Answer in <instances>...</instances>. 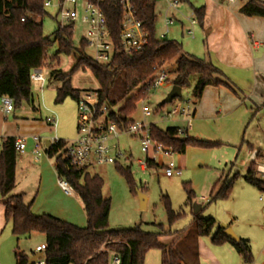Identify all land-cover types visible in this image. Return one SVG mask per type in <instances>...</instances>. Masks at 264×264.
I'll return each instance as SVG.
<instances>
[{"label": "trees", "instance_id": "obj_1", "mask_svg": "<svg viewBox=\"0 0 264 264\" xmlns=\"http://www.w3.org/2000/svg\"><path fill=\"white\" fill-rule=\"evenodd\" d=\"M182 2V0H179ZM226 3L228 0H220ZM240 13L247 17L264 18V2L259 0H240ZM45 0H0V97L9 96L14 100L15 109L23 102L33 104L31 73L36 68H42L47 52L56 44L57 49L52 56L56 61L60 55L70 56L76 50L79 56L76 63L67 73L52 70L49 80L60 82L56 90V104L67 99L78 101L83 94L72 87V76L79 70H90L99 84L96 92L97 108L107 109L124 101L116 112H108L107 121L115 123L119 130H125L134 123L131 116L136 112L137 103L146 100L151 92L150 86L155 69L170 61H175L173 71L174 86L184 89L190 83L192 76H197L193 89V98L199 101L203 91L208 86H225L235 92L233 85L224 74L212 63L197 59L183 53L182 45L176 41L162 39L157 36L155 12L158 0H134L136 14L147 32V44L142 50L130 55L119 54L108 65L96 63L86 54L87 44L82 41L79 49L73 45V35L68 28L58 29L53 39L45 37L42 23L47 15ZM103 10L108 21V27L115 43L120 42V29L123 11L117 0H105ZM198 24H202L205 8L193 9ZM221 78L225 79L221 80ZM120 88L117 94L113 88L117 80ZM227 81V82H226ZM136 91L135 94H132ZM118 97V101L115 98ZM163 107V106H160ZM152 138L166 149L185 154L187 147L193 146L210 149L218 143L192 138L189 135L180 136L177 128L161 129L151 125ZM15 137L4 138L0 152V196L5 207V221L11 225L12 234L17 238L32 234H42L46 238L44 251L45 264H111L114 255L119 256L120 264H145L147 254L152 250L161 251V264H198L199 254L196 242L202 237H211L215 246L231 245L243 262L252 264L254 259L248 240L240 242L230 240L222 228L214 231L216 221L213 218H202L200 211L194 213L195 230L189 242H181L179 238L171 246L164 245L160 238L173 236L177 232L164 230L151 233L142 230L141 226L132 229H111L109 215L111 200L103 195L104 180L99 175L88 173L87 166L70 167L64 160V141L52 145L46 151L49 158L56 157L55 166L59 180H64L78 195L84 205L87 225L80 228L51 215H34L32 204L25 203L24 195L13 194L16 186V164L18 153L15 149ZM257 158L264 157L260 151ZM118 164V163H117ZM159 165L148 161V168ZM119 171L132 184L129 171L119 168ZM245 181L264 193V181L258 176L256 166L250 164ZM233 180L223 182L220 190L213 198L227 199L233 187ZM188 187V200L193 191ZM144 193L143 191H141ZM170 227L183 218L184 214L175 213L170 203L166 205ZM35 255V254H34ZM16 264H28L29 257L16 251Z\"/></svg>", "mask_w": 264, "mask_h": 264}, {"label": "rangeland", "instance_id": "obj_2", "mask_svg": "<svg viewBox=\"0 0 264 264\" xmlns=\"http://www.w3.org/2000/svg\"><path fill=\"white\" fill-rule=\"evenodd\" d=\"M199 1L182 0L179 4L178 11L181 14L177 16L178 19H182L183 15L192 14ZM52 2L53 6L46 9L47 15L43 19H36L37 23H42L44 36L51 39H53V34L59 26L55 10L57 0H52ZM157 3L155 8L158 18L156 33L160 37L165 28L164 17L168 3L161 0H158ZM81 15L80 12V17ZM200 32V27L197 26L195 38L192 39L183 34L180 25L176 24L170 28L166 40L176 41L182 45L184 51H188L187 49L202 50L203 40ZM86 36V26L82 24L81 20L77 21L72 39L76 49L80 48L82 40ZM56 49L57 45L55 44L47 52L43 62L42 67L45 68V73L49 75L48 78L52 70H60L62 73L69 72L79 56L78 51L75 50L70 56L60 55L56 61H52ZM86 54L90 57L94 55L93 51L88 48ZM201 60L205 61L206 59L202 58ZM213 65L228 76L222 66ZM164 67L169 73V81L158 89H152L149 97L143 103H137L136 112L131 116L134 122L156 125L161 129L186 125L179 119H164L162 116L166 114L173 103L183 105L187 101L195 102L193 89L198 77L192 76L190 78L189 85L182 89L181 98L160 107V103L165 100L174 87L172 82L175 78L173 71L176 69V63L170 61L164 64ZM228 79L230 81L244 80L245 82H240L238 87H241L246 94L257 95L261 93V88L256 86V80L253 78ZM221 80L225 81L223 78ZM59 87L60 82L49 80L43 90L42 100L39 85L33 84V104L23 102L21 107L15 109L7 120H4L0 113V152L2 138L23 137L28 140V146L32 145L31 138L33 136L40 137L42 141L57 138L68 144L77 140L79 136L77 102L67 99L61 104H56V90ZM72 87L82 93L95 94L99 90V84L90 70L76 72L72 76ZM119 88L120 80L118 79L113 88V93L117 94ZM135 93L136 91L132 94ZM115 100L118 101V97ZM239 100L242 106L236 111L235 116H223L219 120L203 123L192 121L191 137L196 136L201 140L215 142L219 144L218 146L210 149L189 146L185 154L175 153L172 158L159 157L157 161L159 167L156 168L145 170L141 168L140 161H144L146 155L142 152L140 138L122 133L117 140L110 142L123 153L129 154V159H121L118 164L114 165L99 166L92 164L87 168L88 173L99 175L104 180L103 195L111 200L110 228L117 230L141 226L142 230L146 232L158 233L161 225L166 231L171 229L173 232H177L181 242H189L196 225L193 221V215L198 213L196 212L197 208H199L198 211L202 208L200 211L202 218H213L216 221L215 232L224 225L233 230L239 239H249L251 254L254 259L252 264H264V256L261 252L264 248L263 203L259 201L260 196L263 195L264 197V194L245 181L247 170L251 164L250 153L260 151L264 155V137L261 134L262 125L257 117L258 108L249 104L250 101L244 104L242 95H240ZM123 102L118 101L116 106L108 109V112L118 111ZM143 106H146L148 111L144 112ZM53 114L57 118L56 128H52L47 122V118ZM22 156V154H18L19 158ZM47 158L50 162L57 163L56 157L43 156L41 159ZM169 161H173L181 168V175L166 176V169L162 166ZM119 168L129 171L132 184L128 183L127 178L119 171ZM25 175L26 178L30 177L27 176V173ZM226 180H233L234 182L229 197L213 200ZM186 184H189L193 191L190 201L188 200L189 188L185 186ZM25 188L33 198H36L39 191L38 180L34 179L29 182L27 179ZM141 191L147 197V204L145 202L142 209L138 195V192ZM48 199L54 201L53 212L55 214L59 212L60 203H65L75 210V207L72 206L71 197L61 196L55 191H41L39 193V201ZM78 200L80 201L79 198ZM168 203L175 213L184 214L183 218L172 227H170L167 214L166 205ZM2 205L0 202V207ZM83 214L85 215L84 211ZM170 237L164 236L160 240L167 246L171 240ZM211 237H202L199 239L200 242L199 240L196 242L199 254L198 264H246L232 246L226 250H230L234 257L225 256L226 253L220 249L222 247L212 244ZM44 242H46V238L42 234L20 237L17 241V238L12 234L11 225L6 226L0 208V264H16V251L31 258L36 253V247ZM145 264H161V251H150L146 256Z\"/></svg>", "mask_w": 264, "mask_h": 264}, {"label": "built area", "instance_id": "obj_3", "mask_svg": "<svg viewBox=\"0 0 264 264\" xmlns=\"http://www.w3.org/2000/svg\"><path fill=\"white\" fill-rule=\"evenodd\" d=\"M105 0H57L56 3V18L59 21V28H68L73 35L76 22L81 20L86 26L87 36L82 41H85L87 48L91 49L94 55L91 57L96 63L102 65L110 64L113 59L119 54L130 55L142 50L147 44V32L143 28L142 22L136 14V5L134 0H117L123 11V18L120 29V42L117 44L111 35L108 27V21L105 16L103 5ZM165 1V0H161ZM169 8L176 10L179 7V0H166ZM229 3L234 0H228ZM52 0H45V9L52 7ZM81 12V17H80ZM189 29L187 35L194 36V27L197 24L194 14L187 18ZM175 24V19L169 17L165 19L166 31L160 38H166L168 28ZM168 72L164 65L155 69L152 77L150 90L158 89L163 86L169 79ZM49 75L45 73V68H36L31 73L32 85H39L41 99L43 100V90L49 82ZM145 100H140L143 103ZM97 94L83 93L77 101L78 105V138L74 142L65 143L64 160H67V165L70 167H84L95 165H114L119 160L129 159V154H125L119 150L116 145L110 142L117 140L122 133L140 138L142 143V152L146 155L144 161H140L141 168H148V161L157 164L159 157H171L174 152L166 149L162 144L156 142L151 136V125H146L144 122H134L125 130H119L115 123L108 122V109L97 108ZM40 108V106H39ZM144 112L148 111L146 106L142 107ZM15 111L14 100L9 96L0 97V113L4 120H7ZM194 117V103L191 101L185 102L183 105L173 103L171 108L162 118L164 119H181L186 125L184 128H177L180 136L188 135L192 129V121ZM48 124L52 128L57 126V118L53 116L47 118ZM4 138H2L3 140ZM15 149L18 154H25L28 150L27 139L23 137H15ZM35 159H40L43 156H48L47 150L50 146L58 144L61 140L54 138L49 141H42L38 136L31 138ZM47 143L49 145L47 146ZM251 164L256 166L258 176L264 181V157L257 158V152L250 153ZM158 165V164H157ZM166 169V176L173 177L181 175V168L173 161H169L162 166ZM59 187L66 193H71V187L64 180H59ZM264 194V193H262ZM259 201L263 203V227H264V197L260 196ZM45 245H40L36 248V253H44ZM36 264H45L44 258ZM111 264H120L119 256L114 255Z\"/></svg>", "mask_w": 264, "mask_h": 264}, {"label": "crops", "instance_id": "obj_4", "mask_svg": "<svg viewBox=\"0 0 264 264\" xmlns=\"http://www.w3.org/2000/svg\"><path fill=\"white\" fill-rule=\"evenodd\" d=\"M259 1L264 2V0ZM166 2L168 3V1ZM241 6L242 3L240 0H234L232 3H229L228 1L222 3L220 0H200L197 3L196 8L204 7L205 15L202 24L197 23L194 27V36L192 37L187 35V31L190 27L187 18H190L193 13L190 15H183L182 19H178L177 16L181 14V12L178 11L179 7L176 10H173L169 8L168 4V9L164 17V24L166 18L173 17L175 19V24L172 26L179 24L183 34H186L192 39L195 38V29L199 26L201 38L203 40V49H198L197 51L187 49L188 51L183 50V53L197 59L205 58L206 62L222 66L228 76L223 72L222 73L233 85L235 90V92H233L225 86L206 87L201 99L194 102L193 120L195 122L199 121L203 123L212 120H219L223 116H235L236 111L242 106L240 105L239 100L240 95H242L244 104L250 101L249 104L258 108L257 117L262 125L261 134L264 137V18L244 16L240 13ZM172 26L168 28L169 32ZM165 31L166 26L163 33ZM228 78H253L256 80V86L261 88V93H258L257 95H252L251 93L246 94L242 91L241 87H238L240 82L244 80L236 79L234 82L232 80L230 81ZM179 120L183 121L181 119ZM184 127L185 125L174 126V128ZM191 130L188 132L189 136ZM192 138L199 139L196 136ZM32 149L33 144L28 146V150L25 154H22V157L25 156V158L17 157L16 186L13 194L24 195L25 203L32 204L31 211L34 215H51L80 228H85L87 225V217L85 216L86 214H83V211L85 212L84 205L83 203L81 204V200V202L78 200V195L73 190L71 193L64 192L59 187V179L55 169L56 164L50 162L48 158L41 159V157V160L35 159ZM22 161L24 162L22 163ZM25 173L30 177L26 178ZM27 179L29 182L34 179H37L39 182V191L36 198H33L32 195L26 191L25 184ZM41 191H55L61 196L71 197L72 206L75 207L76 211L70 208L69 205L60 203L59 212L58 214H55L53 212V199L44 201L38 200ZM0 202L3 204V200H0ZM0 208L1 213H3L4 216V222L6 226H8L9 223L5 221L4 205ZM178 237V234L171 236V240L167 246L169 247L176 242L179 239ZM245 240H248L250 243L249 239ZM41 245H45V242ZM220 247H222L220 249L226 253L225 256L234 257L230 250H226L230 249L231 245L225 244ZM261 252L262 256H264V248Z\"/></svg>", "mask_w": 264, "mask_h": 264}, {"label": "water", "instance_id": "obj_5", "mask_svg": "<svg viewBox=\"0 0 264 264\" xmlns=\"http://www.w3.org/2000/svg\"><path fill=\"white\" fill-rule=\"evenodd\" d=\"M182 97V89L179 86H174L171 90V92L168 94V96L165 98V100H163L159 106H164L166 104H171L174 100L179 99ZM49 145V143H47V146ZM139 198H140V202H141V209L143 208V205H145V202L147 200V197L141 193L138 192ZM199 208L196 209V212H198ZM224 232L225 235L232 241L234 242H240L241 239H239L235 233L233 232V230H231L230 228H228L227 226H222L221 227ZM44 258V254L43 253H37L35 255H33L31 258H29L28 264H36L39 260H42Z\"/></svg>", "mask_w": 264, "mask_h": 264}]
</instances>
